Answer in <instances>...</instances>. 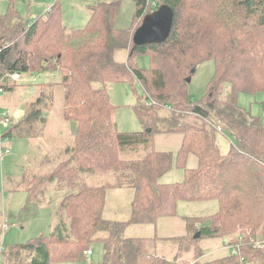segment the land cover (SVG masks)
I'll list each match as a JSON object with an SVG mask.
<instances>
[{"label":"trees","instance_id":"obj_1","mask_svg":"<svg viewBox=\"0 0 264 264\" xmlns=\"http://www.w3.org/2000/svg\"><path fill=\"white\" fill-rule=\"evenodd\" d=\"M6 1L0 89L13 93L31 86L25 78L46 73L57 78L43 84L22 121L8 112L0 142L7 148L14 138L41 139L58 86L63 117L77 124L65 148L49 147L42 160L34 156L36 163L9 177L10 192L26 194L25 209L51 207L54 223L47 235L7 250L6 264L78 263L93 246L102 252L96 264H264V125L238 103L241 93H264V0H133L129 29L116 27L123 0L102 1L79 30L64 25L59 0L33 22L17 11L20 0ZM161 6L173 11L168 37L137 45L135 32ZM121 52L124 60L117 59ZM142 55L150 59L147 70L138 67ZM209 60L213 78L194 100L187 79ZM134 82L144 91L133 105L142 131L119 132L106 86ZM220 133L232 139L229 152L219 146ZM160 134L181 136L177 153L154 149ZM140 149V157H125ZM174 167L183 170L182 181L163 182ZM123 188L133 191L129 218H106L108 192ZM52 191H65L55 209L52 198L45 202ZM209 201L218 202V211L183 217L184 236H125L132 225L177 217L180 202ZM223 239L231 252L206 259L203 242Z\"/></svg>","mask_w":264,"mask_h":264},{"label":"rangeland","instance_id":"obj_2","mask_svg":"<svg viewBox=\"0 0 264 264\" xmlns=\"http://www.w3.org/2000/svg\"><path fill=\"white\" fill-rule=\"evenodd\" d=\"M108 2L110 0H59L62 12V20L68 30L84 29L88 25L91 17L92 7L100 2ZM55 4V0H20L16 3V9L23 18L29 22H33L38 16L43 15L48 8ZM30 5V6H29ZM8 2L0 0V15L8 10ZM135 15V3L133 0H123L119 9L116 20L118 29H129L132 27ZM127 54L121 52L117 59L124 60ZM138 67L144 70L150 68V59L147 55L139 56L137 59ZM215 72V64L213 61H205L201 63L193 75L188 92L194 100H201L207 92V87L213 78ZM52 77L57 78L56 75ZM53 79V80H54ZM58 96L55 98V107L52 112V121H50L49 129L46 131V139L50 141L53 148L63 149L69 143L67 132L64 137L58 136L57 131L53 127L55 123L56 113H62V102L64 88L58 86ZM109 98L113 106H115L114 121L119 132H140L142 125L133 109V105L137 102V96L143 95V87L139 82L133 84L119 83L106 86ZM32 92L30 87H20L15 92H5L0 95L1 104L16 105L24 102L29 98ZM264 102V93L257 95L241 93L238 98L240 107L247 110L254 117H258L264 125V110L262 103ZM25 117V116H24ZM24 119V118H23ZM22 119V120H23ZM21 120V121H22ZM52 124V125H51ZM66 130L70 123L64 122ZM218 143L222 152H229L232 146V139L227 134H218ZM180 135L160 134L154 138L153 147L158 151H170L177 153L181 145ZM6 144V143H5ZM10 146L11 154L4 156L0 160V264H6L5 253L10 248L25 244L30 240L39 237L41 234L47 235L52 228L54 219L52 217L51 207L34 206L26 207V194L23 192L9 193V177L18 174V168L26 167L33 160L34 155L29 153V141L23 139H11L7 142ZM143 150L139 152L127 154V158L140 157ZM30 154V153H29ZM32 160V161H31ZM197 165V158L191 156L188 167L193 168ZM34 166V165H33ZM183 179V170L174 167L167 173L162 181L166 183L180 182ZM65 191H52L49 196L45 197V202L52 198L53 209L59 205ZM133 191L129 188L114 189L108 192L107 205L104 216L108 219L117 221H125L130 216V203ZM219 204L217 201H209L205 203H185L180 202L178 205V216L174 218H163L159 220L157 225H132L125 232L126 237H178L186 234V224L183 217H205L210 216L218 211ZM34 209V210H33ZM2 220V222H1ZM2 223V224H1ZM223 240H205L203 247L207 253L206 259H213L224 256L231 252ZM94 254L91 258L82 259L78 263H57V264H96L101 259V248L93 246ZM188 263V262H186ZM184 263V264H186ZM181 264V263H180Z\"/></svg>","mask_w":264,"mask_h":264},{"label":"crops","instance_id":"obj_3","mask_svg":"<svg viewBox=\"0 0 264 264\" xmlns=\"http://www.w3.org/2000/svg\"><path fill=\"white\" fill-rule=\"evenodd\" d=\"M49 9V8H48ZM48 11V10H47ZM53 75H56L54 73H46V74H41V75H36L34 77H28L25 78L23 80V82H27L30 86V90L32 92V96H30L29 98H27V100H24L23 104L20 103L18 104V106L16 105H8L7 103L4 104V106L0 103V107H2V109L4 111L9 112V114L12 116V118L14 119V122L18 123L20 122L25 114H26V110L28 108V105L34 100L36 99V97L38 96L40 90L45 89V87H47L50 83H52L54 77H52ZM43 84H48V85H43ZM58 89H56L55 91V98L58 96ZM64 93V92H63ZM1 102V100H0ZM56 102V101H55ZM55 123L53 125V127H55L54 129L57 131L58 136H63L65 135V132H67V136H71L72 134L75 133L76 131V127L77 124L76 123H72L71 125L68 126L67 130L66 127L63 125L64 122H67L65 120V118L63 117V113H56L55 116ZM53 117H52V113L48 116V121L44 127V136L41 137V139H35V140H29V139H23V140H27L29 141V153L28 155H34L35 157L37 156L38 161L42 160L45 156V154L48 152V148L50 147V150L55 151L57 148H53L50 146V141H48L45 137H46V131L47 129H49V125H50V121H52ZM68 123V122H67ZM52 125V124H51ZM17 139V138H16ZM6 141L5 145L6 147L10 150V146L7 145ZM11 154V150L10 153L7 155ZM6 156V155H5ZM9 193L10 195H14L13 192H10L9 189ZM17 193V192H15ZM19 193V192H18ZM2 222V220H1ZM2 224V223H1Z\"/></svg>","mask_w":264,"mask_h":264},{"label":"water","instance_id":"obj_4","mask_svg":"<svg viewBox=\"0 0 264 264\" xmlns=\"http://www.w3.org/2000/svg\"><path fill=\"white\" fill-rule=\"evenodd\" d=\"M173 11L168 6H161L158 10L146 16L142 26L134 34L137 45L159 42L166 39L171 31ZM191 79H187L190 83Z\"/></svg>","mask_w":264,"mask_h":264},{"label":"built area","instance_id":"obj_5","mask_svg":"<svg viewBox=\"0 0 264 264\" xmlns=\"http://www.w3.org/2000/svg\"><path fill=\"white\" fill-rule=\"evenodd\" d=\"M17 78V76H15ZM3 91L0 89V94H2ZM0 135H1V128L2 127H7L10 124V118L9 114L7 111L1 110L0 109ZM10 153V150L7 148H4L3 142H0V159L3 158L4 155H7ZM93 255V250H87L83 252V256L85 258H90Z\"/></svg>","mask_w":264,"mask_h":264}]
</instances>
